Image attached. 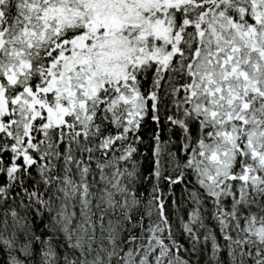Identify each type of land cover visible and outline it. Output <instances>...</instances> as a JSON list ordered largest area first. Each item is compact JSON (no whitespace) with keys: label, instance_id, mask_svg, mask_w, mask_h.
I'll return each instance as SVG.
<instances>
[{"label":"snow or ice","instance_id":"obj_1","mask_svg":"<svg viewBox=\"0 0 264 264\" xmlns=\"http://www.w3.org/2000/svg\"><path fill=\"white\" fill-rule=\"evenodd\" d=\"M0 264H264V0H0Z\"/></svg>","mask_w":264,"mask_h":264}]
</instances>
